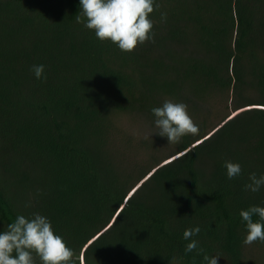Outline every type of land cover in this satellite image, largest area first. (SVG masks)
<instances>
[{"label":"trees","instance_id":"1","mask_svg":"<svg viewBox=\"0 0 264 264\" xmlns=\"http://www.w3.org/2000/svg\"><path fill=\"white\" fill-rule=\"evenodd\" d=\"M157 2L154 42L122 52L76 22L78 0H0V230L45 215L76 264H203L205 253L264 264L238 215L264 206V188L244 190L264 173V0ZM212 90L233 102L165 156L138 158L117 124L125 113L153 125L165 99L189 108ZM225 160L239 177L226 178ZM193 225L202 251L185 253Z\"/></svg>","mask_w":264,"mask_h":264},{"label":"clouds","instance_id":"2","mask_svg":"<svg viewBox=\"0 0 264 264\" xmlns=\"http://www.w3.org/2000/svg\"><path fill=\"white\" fill-rule=\"evenodd\" d=\"M80 13L76 22L92 31L101 41H108L122 52H131L138 44L154 42L153 21L150 15L159 10L157 0H78ZM167 18L166 12H160V20ZM45 65H30L29 71L37 80L46 78ZM153 126L168 143L176 142L184 134L196 135L199 127L188 114L183 100L165 99L160 106L150 109ZM153 133V132H152ZM150 134V133H149ZM149 134L145 137L150 139ZM225 176L231 180L241 175L239 162L225 160L222 163ZM264 188V173L248 174L244 190L257 193ZM30 206V201L25 207ZM244 226L243 243L264 242V206L250 205L238 212ZM257 219L253 220V217ZM199 225L182 230L181 237L186 242L185 253L198 247L195 237L200 233ZM73 249L67 246L63 237L56 233L50 219L40 213L25 216L16 214L3 230H0V264H76ZM220 254H204L203 264H218Z\"/></svg>","mask_w":264,"mask_h":264},{"label":"rangeland","instance_id":"3","mask_svg":"<svg viewBox=\"0 0 264 264\" xmlns=\"http://www.w3.org/2000/svg\"><path fill=\"white\" fill-rule=\"evenodd\" d=\"M212 92L213 93L210 94L209 98H205L201 101L195 100L197 101L195 106H192V103H191L190 105L193 108H191V106L189 107L190 109L186 107L188 114L191 116L194 122L197 123L198 121H201L206 126L210 125L214 120H216L218 116H221L224 114L225 110H223V108H225L227 105L230 106L231 103L233 102V99L230 98L231 95L230 97H228L227 95L222 97L221 92L219 91L216 92L213 90ZM205 94L206 93H204V95ZM235 112L236 111H234L233 114ZM231 115L227 116V118H229ZM220 123L221 121L215 125H220ZM117 124L118 126L119 124L122 125L120 127L123 129V132L128 137H130L133 142H136V140H138V147H137L138 153H139L138 158L146 157L147 161H149L153 159L156 155L152 153L151 149L158 150L157 153L160 155V157H162L168 154L174 148V144L168 143L167 139H164L163 137L161 138L159 137L157 139V136L155 134V131H157V129L153 125L149 126V123L145 120H138V116H133V115L124 113L123 115L120 116ZM148 134L150 136V139L145 138ZM153 138L157 139V141L153 142V148H152L149 146L152 145ZM142 143L144 145H142ZM144 152H147V153H144ZM168 160L169 158L164 160L163 162L168 161ZM249 253L255 258H258L261 256L264 257V249H261V248H258L256 250L251 249Z\"/></svg>","mask_w":264,"mask_h":264}]
</instances>
